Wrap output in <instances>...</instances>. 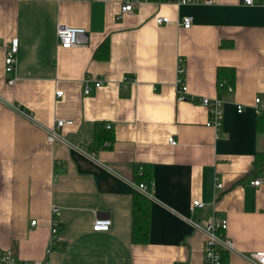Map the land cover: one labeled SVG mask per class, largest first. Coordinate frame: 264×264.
Masks as SVG:
<instances>
[{
	"label": "crops",
	"instance_id": "1",
	"mask_svg": "<svg viewBox=\"0 0 264 264\" xmlns=\"http://www.w3.org/2000/svg\"><path fill=\"white\" fill-rule=\"evenodd\" d=\"M122 1L0 0V250L51 264H204L206 235L189 219L218 216L236 245L229 264H253L244 255L264 251V184L251 183L264 176L252 173L263 140L255 100H264V0L140 2L119 17ZM185 15L190 28L178 24ZM58 24L86 32L62 48ZM13 39L17 64L7 73ZM105 40L109 54L96 58ZM181 65L195 101L177 99ZM220 66L235 69L231 90L218 87ZM202 98L223 102L221 129L207 126ZM60 119L73 122L60 129L67 143H51ZM98 122L112 125L110 147H95ZM139 162L153 166L146 244L131 237ZM195 200L205 207L193 211ZM97 219L110 229L95 231Z\"/></svg>",
	"mask_w": 264,
	"mask_h": 264
},
{
	"label": "built area",
	"instance_id": "2",
	"mask_svg": "<svg viewBox=\"0 0 264 264\" xmlns=\"http://www.w3.org/2000/svg\"><path fill=\"white\" fill-rule=\"evenodd\" d=\"M193 0H123L120 16L132 14L136 8V6L140 2H176L178 4H186L190 3ZM256 0H242V3L245 5H253ZM193 16L192 15H185L178 20V24L183 28H190L193 24ZM157 23L163 24L170 22V19L167 16H158L156 18ZM86 30L81 27H73L66 24H58L56 29L57 40L59 45L62 48H71L78 45L79 36L84 34ZM18 39H13L12 42L7 47L5 64V70L7 73H11L15 70L17 64V53H18ZM182 61V60H179ZM184 68L183 66H179L177 70V82H176V89H177V99L179 101H195L194 96L189 94L188 86L186 82L183 80L184 75ZM125 82H135V78L125 77ZM91 78L87 77L85 79V91L86 95L90 94L91 91ZM97 85L103 84L101 79L94 80ZM8 84L13 85L15 83V79L9 78L7 80ZM230 90L232 89L231 86L228 87ZM57 97L61 98L63 96L62 91H58ZM1 100V98H0ZM200 103L204 105L209 112V119L207 121V126L214 127L216 130H219L223 126V102L219 99H211V98H202L200 99ZM256 112L257 114H261L264 112V100L261 98H256ZM10 107L14 108L19 112H23V110L17 106L10 104ZM239 112L242 111V107L239 106ZM31 115H29L30 117ZM73 122L70 120H57L55 125L48 129V141L53 143L57 140H61L67 143L65 136L60 133V129L65 125H70ZM107 128H112L111 124H107ZM169 142L172 145L177 144V140L174 137L169 138ZM75 149L81 151L84 154L91 156V158L95 159L96 154L95 152L89 153L87 149H84L81 146H72ZM135 190L141 193L144 197L149 200L154 199V195L152 193V184L149 186L145 183H135L134 181L131 182ZM252 185L258 186L264 184V176L259 177L256 180L251 182ZM217 187H222L221 183H217ZM205 204L199 200L193 201V211L195 209L204 208ZM53 213L58 211V208H53ZM189 223L191 224L192 228L195 231H200L205 233L206 235V245L204 250V264H222V257L224 253H232L235 252V243L234 240L226 234L228 230V221L225 218H221L218 216L212 217V219L206 223H200L199 221L189 219ZM37 224L36 221L32 222V225ZM93 229L95 231H108L112 225L110 219H97L93 224ZM58 225L53 220V224L51 226V233L57 234L58 233ZM52 252V247L49 246L48 254ZM244 257L252 262L253 264H264V251H255L251 252L250 254L244 255ZM0 264H51L48 259L45 260H34V261H18L13 254L12 250H0Z\"/></svg>",
	"mask_w": 264,
	"mask_h": 264
},
{
	"label": "trees",
	"instance_id": "3",
	"mask_svg": "<svg viewBox=\"0 0 264 264\" xmlns=\"http://www.w3.org/2000/svg\"><path fill=\"white\" fill-rule=\"evenodd\" d=\"M109 54V44L105 40L95 53L96 58H106ZM236 79L235 69L230 66H220L217 70V82L220 89H227L234 86ZM105 122H98L95 130V147H110L104 144L106 140H111V128H107ZM257 134L263 137L260 148L256 153L252 173L256 176L264 174V112L258 115L256 123ZM135 183H145L151 185L153 182V166L148 162L135 164ZM132 241L135 244H146L149 241L150 233V201L141 193L135 191L132 202ZM222 264H229V254L224 253Z\"/></svg>",
	"mask_w": 264,
	"mask_h": 264
}]
</instances>
